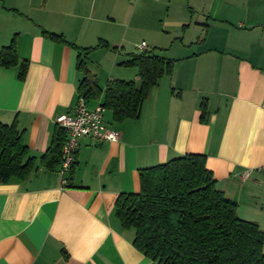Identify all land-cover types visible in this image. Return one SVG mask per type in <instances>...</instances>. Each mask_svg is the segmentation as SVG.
Masks as SVG:
<instances>
[{
  "label": "crops",
  "instance_id": "crops-1",
  "mask_svg": "<svg viewBox=\"0 0 264 264\" xmlns=\"http://www.w3.org/2000/svg\"><path fill=\"white\" fill-rule=\"evenodd\" d=\"M12 40L27 68L20 80L19 64L0 67V124L16 122L35 164L26 180L0 184V264H157L134 248L114 204L139 192V170L188 154L205 157L238 218L264 232V0H0V50ZM100 41L116 50L81 55L101 91L87 109L102 105L106 82L138 83L137 69L120 64L142 42L173 72L139 119L117 122L104 110L118 140L80 139L62 187L59 165L40 159L56 119L75 111V48Z\"/></svg>",
  "mask_w": 264,
  "mask_h": 264
},
{
  "label": "trees",
  "instance_id": "trees-1",
  "mask_svg": "<svg viewBox=\"0 0 264 264\" xmlns=\"http://www.w3.org/2000/svg\"><path fill=\"white\" fill-rule=\"evenodd\" d=\"M57 43L61 36L43 32ZM101 48L115 47L100 41L95 48H75L76 68L83 74L77 93L86 100L101 94L96 76L81 55ZM155 49L129 55L120 65L136 68L138 83L106 82L102 106L117 122L140 118L144 102L159 79L170 76L174 62L154 54ZM82 53V54H81ZM19 64L18 78L23 80L27 64L19 61L15 40L0 50V67ZM201 108V118L205 109ZM65 132L56 126L50 146L40 163L49 170L60 164ZM35 164L28 155L16 122L0 124V184L16 178L26 180ZM139 192L116 198L115 216L123 229L133 230L134 248L157 264H264V232L237 216V205L215 187L202 155H184L166 163L138 171Z\"/></svg>",
  "mask_w": 264,
  "mask_h": 264
},
{
  "label": "built area",
  "instance_id": "built-area-1",
  "mask_svg": "<svg viewBox=\"0 0 264 264\" xmlns=\"http://www.w3.org/2000/svg\"><path fill=\"white\" fill-rule=\"evenodd\" d=\"M146 49L144 42L138 44V52ZM105 108L97 105L93 109H87L85 98L78 96L75 111L72 115H61L56 119L57 126L64 130L65 140L61 147V159L58 174L62 187L69 184V176L75 164L80 139H90L95 142H116L119 138L117 131L106 126L103 113ZM251 170L240 174L241 180H246Z\"/></svg>",
  "mask_w": 264,
  "mask_h": 264
}]
</instances>
